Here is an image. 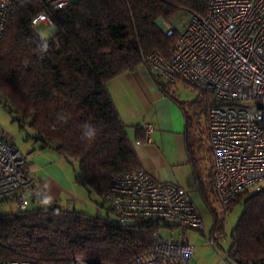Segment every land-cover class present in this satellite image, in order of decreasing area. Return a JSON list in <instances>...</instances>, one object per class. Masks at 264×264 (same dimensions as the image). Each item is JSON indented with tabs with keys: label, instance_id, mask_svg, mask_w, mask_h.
I'll return each instance as SVG.
<instances>
[{
	"label": "trees",
	"instance_id": "16d2710c",
	"mask_svg": "<svg viewBox=\"0 0 264 264\" xmlns=\"http://www.w3.org/2000/svg\"><path fill=\"white\" fill-rule=\"evenodd\" d=\"M209 0H72L52 11L55 35L48 52L31 19L42 11L35 1L16 6L6 19L0 44V105L32 135L39 149H52L78 164L75 182L104 200L113 174L141 169L126 128L106 88L108 81L141 64L140 54L167 56L178 35L167 36L180 12L204 15ZM160 21V24L158 22ZM171 96L170 85L157 81ZM198 98L206 114L212 102ZM61 116L68 117L66 122ZM96 126L94 140L82 138V125ZM137 138L143 133L136 130ZM242 212L230 234L228 259L237 264H264V187L239 195ZM206 205L207 200L203 196ZM0 215V261L39 260L41 264H129L151 248L152 233L171 225L141 224L122 228L100 218L32 203ZM107 211L111 214L109 208ZM214 225L217 218L214 211Z\"/></svg>",
	"mask_w": 264,
	"mask_h": 264
},
{
	"label": "built area",
	"instance_id": "2783aa9c",
	"mask_svg": "<svg viewBox=\"0 0 264 264\" xmlns=\"http://www.w3.org/2000/svg\"><path fill=\"white\" fill-rule=\"evenodd\" d=\"M29 1L0 0V44L9 14ZM32 1L42 11L31 19V27L43 25L49 30L55 28L52 11L72 2ZM188 14L177 25H168L166 35H178L169 54L141 53V64L156 81L183 84L215 102L206 111L211 186L226 216L239 195L264 184V0H209L204 15ZM150 130L144 127L146 134ZM35 187L26 156L0 137V205L13 203L16 209H25ZM104 201L119 227L166 224L179 230V240L163 239L162 228L155 230L151 248L129 264H192L195 246L184 241L186 230L201 232L213 248L222 238L218 222L210 237L204 234L202 218L182 187L155 180L142 169L113 174ZM223 251L221 260L226 261L228 245ZM0 264L41 263L29 259ZM72 264L91 262L76 258Z\"/></svg>",
	"mask_w": 264,
	"mask_h": 264
},
{
	"label": "crops",
	"instance_id": "0c3cea01",
	"mask_svg": "<svg viewBox=\"0 0 264 264\" xmlns=\"http://www.w3.org/2000/svg\"><path fill=\"white\" fill-rule=\"evenodd\" d=\"M106 88L126 128L140 168L155 180L179 185L190 198V193L198 192L203 199L205 184H209V187L211 185V153L205 112L203 125H198L195 130L183 103L171 89V96L163 93L154 76L142 64L108 81ZM145 126L151 127L148 134L144 132ZM137 129L143 133L142 139L137 138ZM0 137L17 147L15 139L1 130ZM36 146L38 145L35 144L34 147ZM34 151L36 150L33 149ZM29 154H25L28 169L36 181V187L30 194L32 203L40 206L50 202L74 210L77 204L82 206L87 203L86 195L90 197L91 194L75 182L66 159L49 148L41 150L38 147L31 160L28 158ZM205 162L208 163L207 176L202 169ZM255 191L257 190L252 192ZM242 202L240 199L230 210L236 205H242ZM98 214L99 211L96 210V216ZM164 231L173 236L176 229L168 226L162 229L161 234ZM189 231L203 235L197 230ZM211 233L212 231L210 235ZM189 243L195 246L192 264L208 263L209 259L205 257L206 248L202 253L198 252V248L204 245ZM216 244L222 247L219 240H216Z\"/></svg>",
	"mask_w": 264,
	"mask_h": 264
},
{
	"label": "rangeland",
	"instance_id": "374dc122",
	"mask_svg": "<svg viewBox=\"0 0 264 264\" xmlns=\"http://www.w3.org/2000/svg\"><path fill=\"white\" fill-rule=\"evenodd\" d=\"M189 16L188 13L180 12L178 15L174 18L173 24L177 25L180 20H185ZM36 33H39V37L41 39V33H47V40L53 36L52 31L45 28L43 25H39L35 28ZM170 89L174 92L177 99L183 103V106L185 107L186 111L189 113V116L192 120L193 127L196 130L198 125H203V104H204V98L202 95L199 96L198 92L193 90L190 87H187L183 84L176 83L175 85H171ZM198 98H200V101H203V104L201 106H195L190 107L189 103L196 101ZM14 115H11L8 111H6L1 105H0V130L3 131L4 134H8L10 137H13L16 141L17 148L25 155L27 152H29L28 158L30 160L35 156L36 151L38 149V146L34 147L35 143L31 140H28L29 135H32V132L30 128L27 126V124L23 125L21 127L17 121L14 120ZM201 134L203 135L204 132ZM26 144V145H25ZM201 144V142H200ZM201 148V146H200ZM33 149L36 151L33 152ZM202 149V148H201ZM27 158V157H26ZM69 170L72 175L78 176L79 175V168L78 164L75 161H72V163H68ZM205 167L203 169V173L207 176V168L208 163H204ZM203 166V165H202ZM205 169V170H204ZM211 184V183H210ZM264 187V184H259L252 188L250 192L257 190L258 188ZM204 194L207 200V204L205 201L200 197L198 192L190 193L191 198L193 200L194 205L196 206L203 222L204 232L210 237V232L212 231L214 227V219L211 213L214 211L215 216L217 218L218 224V232L220 236L222 237L219 242L222 247L215 245L213 248L212 246H208L206 243V238L203 235H200L199 233H195L194 231H185V238L184 241L191 242L194 244L204 245V247L198 248V252L202 253L203 249L206 248L207 252H205V257L209 259L208 263L204 264H237L233 260L228 259L226 261H222L221 257L224 256V245H228L230 243V234L232 230L234 229L235 225L237 224V221L241 215L242 212V205H236L232 210L229 209V211L226 213V216L223 213V209L217 204L215 201L213 194H212V186L209 184H205L204 187ZM86 204L85 205H76V211L82 212L84 214H87L89 216H96V210L99 211L98 217L105 218L108 216L109 221L111 223H115V218L112 214H110L107 211V203L102 200V198L91 194L90 197H87L86 195ZM14 210H16V207L13 203H5L3 205H0V215L11 213ZM173 236H169V232L164 231L161 234V237L163 239H172V240H179V230L176 229V231L172 234ZM191 237V238H190Z\"/></svg>",
	"mask_w": 264,
	"mask_h": 264
},
{
	"label": "clouds",
	"instance_id": "9594fccd",
	"mask_svg": "<svg viewBox=\"0 0 264 264\" xmlns=\"http://www.w3.org/2000/svg\"><path fill=\"white\" fill-rule=\"evenodd\" d=\"M41 40L42 43L38 46L37 49L34 51H38L41 55L48 52L49 45L47 42V33H41ZM68 117L61 116L60 119L64 120L66 122ZM82 138H85L89 141L94 140L97 135V129L95 125H92L90 123H85L82 125Z\"/></svg>",
	"mask_w": 264,
	"mask_h": 264
},
{
	"label": "water",
	"instance_id": "95a60500",
	"mask_svg": "<svg viewBox=\"0 0 264 264\" xmlns=\"http://www.w3.org/2000/svg\"><path fill=\"white\" fill-rule=\"evenodd\" d=\"M158 24H160V21L158 22ZM56 33H57V31H56V29L54 28V29L52 30V34L55 35Z\"/></svg>",
	"mask_w": 264,
	"mask_h": 264
}]
</instances>
